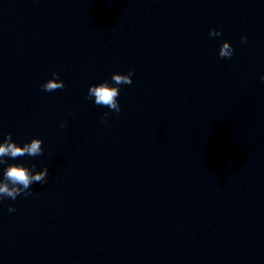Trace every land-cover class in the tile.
I'll use <instances>...</instances> for the list:
<instances>
[{"label": "clouds", "instance_id": "1", "mask_svg": "<svg viewBox=\"0 0 264 264\" xmlns=\"http://www.w3.org/2000/svg\"><path fill=\"white\" fill-rule=\"evenodd\" d=\"M209 35L219 36L221 33L216 29H212ZM246 40L247 37L241 38L242 43H245ZM233 52L234 49L231 44L225 41L220 47L219 56L221 58H231ZM133 75V70H129L127 74L114 73L111 77L112 83L104 81L91 85L88 90V98L92 99L94 97V103L96 105L107 107L119 114L121 107L117 100V97L120 95V88L118 86L122 84L130 85ZM52 76V79L47 80L41 85L42 89L47 92L63 89L65 84L59 79V74L54 72ZM260 79L264 81V75H262ZM103 115L107 117L108 113L105 112ZM60 126L66 127V124L62 122ZM42 144L43 141L41 139L32 138L30 143H24L23 146H21L13 140L11 132L6 134L3 142L0 143V165H7L3 170L2 178H0V200L5 198L15 200L21 194L26 196L32 195L31 188L34 183L44 184L47 182V167L35 171L36 165H32V167L29 168L22 163L8 164L7 160H5V157L16 160L24 156H40L43 153ZM8 211L14 212L16 209L9 206Z\"/></svg>", "mask_w": 264, "mask_h": 264}]
</instances>
